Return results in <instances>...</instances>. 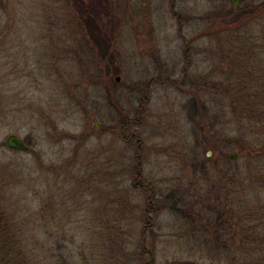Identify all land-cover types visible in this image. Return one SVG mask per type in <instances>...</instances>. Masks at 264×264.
<instances>
[{"label": "rangeland", "instance_id": "rangeland-1", "mask_svg": "<svg viewBox=\"0 0 264 264\" xmlns=\"http://www.w3.org/2000/svg\"><path fill=\"white\" fill-rule=\"evenodd\" d=\"M117 7L109 73L69 0H0V211L18 251L1 256L240 264L234 250L252 247L246 264H264V157L237 142L264 136V0L238 21L230 0Z\"/></svg>", "mask_w": 264, "mask_h": 264}, {"label": "trees", "instance_id": "trees-1", "mask_svg": "<svg viewBox=\"0 0 264 264\" xmlns=\"http://www.w3.org/2000/svg\"><path fill=\"white\" fill-rule=\"evenodd\" d=\"M71 4H74L75 9H76V17L81 19V22L79 25L82 27V30L85 34L88 35L87 37V48L91 52H98L100 55V59L98 62L99 70H107L109 73L110 71H115L116 72V66H115V61H116V51L114 48V40L116 38L115 35V27L114 24L117 22V19L119 17L118 13V7L117 4H120V0H69ZM241 7H234V15L237 17L238 20H242L246 16H248L249 11L246 9H240ZM236 21V23H238ZM113 24V26L111 25ZM239 24V23H238ZM82 32V33H83ZM99 34L104 36V41L102 39V36L99 37ZM102 39V40H101ZM75 53H79V50H73ZM86 52V50H85ZM77 57H83L82 54H78ZM114 57V58H112ZM114 68V70H112ZM230 87L229 85L226 86V88ZM242 89H239L237 91V95L235 94V101L233 103L236 104V106H240L243 111H245L246 116H249L250 114L254 113V107L256 104L254 102H247V103H242V101H237L240 100L241 96L243 99L246 96L247 93H249V90H245L246 88L241 87ZM252 92V90H250ZM239 92V94H238ZM239 95V96H238ZM251 97H247V101H251L257 96V92L255 95L252 93ZM1 102H4L1 100L0 96V106ZM261 105L264 106V103H261ZM4 109V108H2ZM5 116V112H3ZM245 137H239L237 139L238 143H240V148L244 152H248L250 150L251 153H255L256 157L258 156L260 159L264 157V136L260 138H256L255 140H247V136L244 134ZM230 157V156H229ZM240 170H237L234 172V176H238L240 174ZM181 194V193H180ZM192 209L190 208V203L188 204V211ZM215 209L218 210L219 213V218H223L228 221V217L231 214H235L236 210L235 209H230L228 206L221 205L218 207H215ZM190 212V211H189ZM192 212V210H191ZM190 212V213H191ZM199 216V215H198ZM239 223H237L238 225ZM227 225V223L225 224ZM9 222H8V214L6 212L0 211V248L7 253V244L8 242L12 239L10 234L12 236H15L16 232L11 231V229H8ZM229 227V224H228ZM256 227L259 228L258 226H250L247 228L245 231L247 233L256 232ZM4 228V229H3ZM6 228V229H5ZM2 232H5V234L1 235ZM253 234V233H252ZM248 238H251L249 234H245ZM252 236V235H251ZM14 243L16 244L17 242L14 240ZM242 247L241 249H235L234 250V261L239 262L240 264H246L247 256L249 255L250 252L255 253V256H259V252L262 251V249L254 248L251 250L252 247ZM2 251L0 250V260H2V264H6L7 261L11 262L12 264H17V258L15 257L14 259L11 258L6 259L5 257H2ZM17 256L18 251L16 247H11L10 246V251L7 253V257L10 256ZM243 256L244 259H243ZM18 264H23V261L21 262L18 259ZM21 262V263H20ZM8 263V262H7Z\"/></svg>", "mask_w": 264, "mask_h": 264}, {"label": "water", "instance_id": "water-1", "mask_svg": "<svg viewBox=\"0 0 264 264\" xmlns=\"http://www.w3.org/2000/svg\"><path fill=\"white\" fill-rule=\"evenodd\" d=\"M243 1L244 0H230L231 4L235 7L240 6ZM7 144H8V146H10L12 148H15V149H18L21 151H27L29 148L28 145L24 142V140L16 134H10L8 136ZM235 157H236V152H233L230 155V158L234 159Z\"/></svg>", "mask_w": 264, "mask_h": 264}]
</instances>
